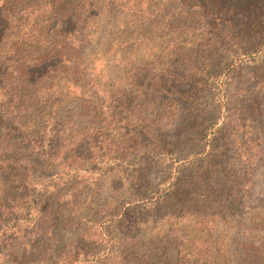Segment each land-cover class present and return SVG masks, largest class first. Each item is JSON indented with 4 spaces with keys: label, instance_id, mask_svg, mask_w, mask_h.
<instances>
[{
    "label": "rangeland",
    "instance_id": "rangeland-1",
    "mask_svg": "<svg viewBox=\"0 0 264 264\" xmlns=\"http://www.w3.org/2000/svg\"><path fill=\"white\" fill-rule=\"evenodd\" d=\"M95 3L79 59L37 83L53 111L33 108L32 128L0 120V264H117L133 226L145 251L178 230L188 258L185 212L199 227L208 211L181 200L187 188L222 199L206 238L225 246L220 264H240L245 246L264 248V33L236 20L209 51L175 23L179 0ZM236 38L257 43L238 52ZM24 131L48 144L11 150Z\"/></svg>",
    "mask_w": 264,
    "mask_h": 264
},
{
    "label": "trees",
    "instance_id": "trees-1",
    "mask_svg": "<svg viewBox=\"0 0 264 264\" xmlns=\"http://www.w3.org/2000/svg\"><path fill=\"white\" fill-rule=\"evenodd\" d=\"M104 2L109 8L121 6L122 0ZM178 6L181 9L178 14L180 21L175 23H178V27L183 28L184 32L202 30L201 33L209 40V51L224 49L225 45L219 39L223 33L221 28L227 27L229 23L234 26L236 20L243 21L245 25L242 35L252 33V36L258 38L264 33V0H179ZM95 7V0H0V120L15 112L18 116L20 114L17 119L19 118L24 126L32 128L36 126L32 116H29L33 108L41 110L45 107L53 111L54 104L50 99V92L43 94L36 88L37 83L56 75L64 68L61 67L63 62L72 64L79 59L81 42L90 35L89 26L93 23V16L98 13ZM256 38L248 45L238 44L239 38H236L233 45L239 48L238 52H248L253 47L249 46L257 41ZM205 59L210 60V57ZM4 66L6 68L3 70ZM31 132L34 131L31 129ZM22 137L23 142L9 145L11 150L23 153L29 151V156H32L37 154V148L43 149L48 144L45 137L42 141L34 140L28 131H24L20 138ZM25 138L32 140L25 143ZM0 147L3 149L6 146L2 143ZM247 159L249 164L253 160L252 156ZM180 198L188 202L189 206H205L208 211L204 216L206 220L197 221L202 224L199 227H193L194 212H185L190 226L196 231L192 242L194 248L189 252V257L186 258L181 250L174 248L177 241L172 235L174 237L178 230L172 228L169 234L161 238L156 237L150 243V248L145 251L143 244L133 234V226L125 234L127 238L120 242L117 264H198L201 261H205V264H220L219 254L214 255L212 249L221 252L225 246L217 241L212 248L206 235L212 232L208 224H213L208 217L218 215L213 208L222 199H213L206 192H194L190 188L184 189ZM233 201L235 203L237 199ZM204 221H208L207 224H204ZM197 246L202 248L201 253L196 251ZM230 262L231 260H227L224 264ZM240 264H264V248L245 246L240 256Z\"/></svg>",
    "mask_w": 264,
    "mask_h": 264
}]
</instances>
